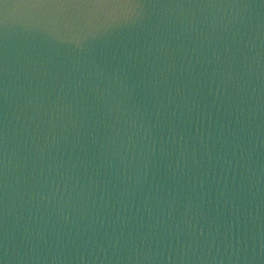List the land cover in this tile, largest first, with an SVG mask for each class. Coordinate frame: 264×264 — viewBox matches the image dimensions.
Masks as SVG:
<instances>
[{
  "label": "clouds",
  "instance_id": "9594fccd",
  "mask_svg": "<svg viewBox=\"0 0 264 264\" xmlns=\"http://www.w3.org/2000/svg\"><path fill=\"white\" fill-rule=\"evenodd\" d=\"M17 7L0 264H264V0Z\"/></svg>",
  "mask_w": 264,
  "mask_h": 264
},
{
  "label": "water",
  "instance_id": "95a60500",
  "mask_svg": "<svg viewBox=\"0 0 264 264\" xmlns=\"http://www.w3.org/2000/svg\"><path fill=\"white\" fill-rule=\"evenodd\" d=\"M27 2H29V0H0V22L3 21L6 14H14L19 10L17 6ZM246 2L260 3L261 0H246Z\"/></svg>",
  "mask_w": 264,
  "mask_h": 264
}]
</instances>
